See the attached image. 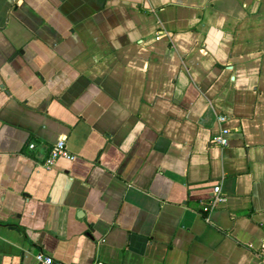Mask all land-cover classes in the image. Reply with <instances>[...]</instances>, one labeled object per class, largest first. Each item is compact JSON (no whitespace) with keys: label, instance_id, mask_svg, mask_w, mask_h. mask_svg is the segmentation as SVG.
<instances>
[{"label":"crops","instance_id":"crops-1","mask_svg":"<svg viewBox=\"0 0 264 264\" xmlns=\"http://www.w3.org/2000/svg\"><path fill=\"white\" fill-rule=\"evenodd\" d=\"M37 251L264 264V0H0V264Z\"/></svg>","mask_w":264,"mask_h":264},{"label":"built area","instance_id":"built-area-1","mask_svg":"<svg viewBox=\"0 0 264 264\" xmlns=\"http://www.w3.org/2000/svg\"><path fill=\"white\" fill-rule=\"evenodd\" d=\"M225 117L222 115H218L217 116V120L219 122L224 121ZM226 130L224 128L220 129L218 133L213 134L210 137V142L212 144H216V145H220V146H224L226 144ZM33 144H28V147H32ZM64 157L67 159H72L73 156L68 152V150L66 149L63 141L59 140L56 141L55 143H53L49 149L48 155L47 157L44 159L43 161V165L48 167L52 164V162L55 160V158L57 157ZM219 186L218 184H215L212 186L211 188V196L208 200V202L206 203V205H204L201 210L203 213H207L208 211L212 210L213 208H215L218 204L219 201H221L223 198L220 196L219 194ZM30 264H75V263H63L61 261H58L54 258H52L51 255L43 253L41 251H37L35 253L32 254V259H31V263ZM91 264H104L103 262L99 261V260H95L93 261Z\"/></svg>","mask_w":264,"mask_h":264}]
</instances>
